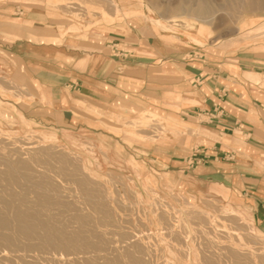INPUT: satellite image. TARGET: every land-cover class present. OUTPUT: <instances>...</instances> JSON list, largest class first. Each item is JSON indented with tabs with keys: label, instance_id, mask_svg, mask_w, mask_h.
Segmentation results:
<instances>
[{
	"label": "rangeland",
	"instance_id": "rangeland-1",
	"mask_svg": "<svg viewBox=\"0 0 264 264\" xmlns=\"http://www.w3.org/2000/svg\"><path fill=\"white\" fill-rule=\"evenodd\" d=\"M60 2L68 19L90 27L97 23L98 5L104 8L100 23L117 38L108 53L130 59L121 70L147 71L138 61L148 57L162 64L152 47L168 61L171 82L185 80L189 91L213 74L237 77L239 71L264 87V0ZM22 3L51 8L50 0H0V8ZM179 87L171 86L169 113L148 108L124 117L121 128L104 129L118 140L91 133L80 113L73 129L61 115L57 127H50L44 118L24 117L0 103V249L7 245L9 256L0 264H264V236L224 217L234 212L229 208L214 213L213 196L202 197L208 209L200 210L183 197L184 185L169 176L165 161L147 156L174 146L185 151L177 159L192 167L209 144L200 136L208 120L205 104L174 98ZM177 100L191 107L180 109ZM240 216L250 220L248 213Z\"/></svg>",
	"mask_w": 264,
	"mask_h": 264
},
{
	"label": "crops",
	"instance_id": "crops-1",
	"mask_svg": "<svg viewBox=\"0 0 264 264\" xmlns=\"http://www.w3.org/2000/svg\"><path fill=\"white\" fill-rule=\"evenodd\" d=\"M60 1L56 9L54 0L51 8L38 3L0 8V103L24 117L44 118L50 127H57L61 115L73 129L74 115L80 113L91 133L118 140L104 129L121 128L124 117L148 108L169 113L171 86H180L174 98L205 104L208 120L200 136L209 144L192 167L177 159L185 151L174 146L161 156L152 150L147 156L165 161L169 176L184 185L183 197L200 210L208 209L202 197L213 196L214 213L229 208L234 212L224 217H236L264 236V87L239 71L237 77L213 74L186 93L191 84L171 82L168 61L152 47L162 64L148 57L138 61L147 71L121 70L130 59L108 53L109 42L117 38L100 23L104 8L98 5L97 23L90 27L68 19L58 8ZM177 102L180 109L191 107ZM243 212L249 221L242 220Z\"/></svg>",
	"mask_w": 264,
	"mask_h": 264
},
{
	"label": "bare ground",
	"instance_id": "bare-ground-1",
	"mask_svg": "<svg viewBox=\"0 0 264 264\" xmlns=\"http://www.w3.org/2000/svg\"><path fill=\"white\" fill-rule=\"evenodd\" d=\"M68 5V4H67ZM76 6V5H75ZM110 6L112 7V9L114 10V12L116 13V15L117 14H119L120 13V8H119V5H117V4H115L113 1H110ZM242 7V6H241ZM151 21L156 25V26H160L159 25V23H158V21L157 20H155V19H151ZM176 22V21H175ZM180 22V21H179ZM176 25V24H175ZM178 25V24H177ZM176 25V26H177ZM185 25V24H184ZM161 27H162V25H161ZM165 27V26H164ZM189 27V26H188ZM163 28V27H162ZM187 28V27H186ZM192 28V27H191ZM190 29V28H189ZM241 36V35H240ZM251 36V35H250ZM244 37V36H243ZM246 37V36H245ZM252 37V36H251ZM240 38H242V36L240 37ZM193 41L195 42V43H201L200 41H198L197 39H194L193 38ZM245 75L249 78V79H251V80H257L258 79V75L256 74V73H252V72H247V73H245ZM2 147V146H1ZM18 147V146H17ZM35 147V146H34ZM38 147V146H37ZM2 148H4V147H2ZM5 150V149H4ZM7 150V149H6ZM2 153V152H1ZM26 152H24V154H25ZM62 154V153H61ZM3 155V154H2ZM18 155V154H17ZM15 156V155H14ZM29 156V155H28ZM9 157V156H8ZM11 158H13V157H11ZM15 158V157H14ZM5 159V158H4ZM23 159V158H22ZM9 160V159H8ZM17 160V159H16ZM7 161V160H6ZM3 162H5V161H3ZM10 162V161H9ZM7 163V162H6ZM20 163V162H19ZM3 165V164H2ZM21 168V167H20ZM4 169V168H3ZM35 170V169H34ZM38 171V170H37ZM137 171V173L138 174H141V172H143V170H141V169H139V170H136ZM23 174H25V173H23ZM42 175V174H41ZM34 177V176H33ZM36 177V176H35ZM34 177V178H35ZM41 177V176H40ZM29 178V177H28ZM31 178V177H30ZM47 178V177H46ZM27 179V178H26ZM41 179V178H40ZM49 179V178H48ZM13 180V179H12ZM28 181H29V179H27ZM37 180V179H36ZM137 180H138V178H137ZM24 182V181H23ZM147 182V181H146ZM28 183V182H27ZM42 183H44V182H42ZM78 183V182H77ZM82 183V182H81ZM80 183V184H81ZM30 184V183H29ZM32 184V183H31ZM35 186L37 185V184H34ZM38 186V185H37ZM43 186V185H42ZM44 188V187H43ZM20 189V188H19ZM33 190V189H32ZM25 191V190H24ZM56 192V191H55ZM47 194V193H46ZM94 195V194H93ZM47 198V197H46ZM107 199V198H106ZM41 201V200H40ZM43 201V200H42ZM49 201V200H48ZM101 201V200H100ZM31 204V203H30ZM41 204V203H40ZM2 205V204H1ZM0 205V206H1ZM34 205V204H33ZM5 208V207H4ZM2 210H3V208H2ZM1 210V211H2ZM35 210V209H34ZM32 211V210H31ZM6 213V212H5ZM25 213V212H24ZM17 214V213H16ZM28 216H29V218L30 217H32L33 215H29V214H27ZM105 215V214H104ZM16 217H18V218H16V219H18L16 222H17V225H18V227H19V224L21 223V220L19 219L20 218V216L19 215H16ZM23 218V217H22ZM31 219V218H30ZM33 220V219H32ZM37 220V219H36ZM25 221H26V219H25ZM12 222V221H11ZM10 222V223H11ZM23 222V221H22ZM34 222H36V221H34ZM33 222V223H34ZM37 222H39V221H37ZM21 225V224H20ZM24 226V225H23ZM0 227H1V225H0ZM27 227H28V225H27ZM29 228V227H28ZM37 228V227H36ZM21 229V228H20ZM34 229V228H33ZM25 230H27V229H25ZM37 230V229H36ZM4 231V230H3ZM44 231V230H43ZM26 232H29V231H26ZM34 232V231H33ZM35 234H36V232H35ZM57 238V237H56ZM70 239H72V238H70ZM45 240V239H44ZM48 240H49V238H48ZM136 240V239H135ZM47 241V240H46ZM50 242V241H49ZM47 243H48V241H47ZM3 244H4V242H3ZM5 244H8V243H6L5 242ZM4 244V245H5ZM7 245H5L4 246V248H1L0 249V260H5L6 258V256H8V255H6L7 254V251H6V247ZM51 246V245H50ZM235 248V247H234ZM112 249V248H111ZM57 250V249H56ZM62 251V250H61ZM112 251V250H111ZM57 252V251H56ZM19 254V253H18ZM126 254H127V252H126ZM187 254H189V255H194L195 256V253L193 252H189V251H187ZM201 254H204V253H201ZM73 255V254H72ZM19 256H21V255H19ZM60 256H62V254L60 253ZM67 256V255H66ZM32 257V256H31ZM108 257V256H107ZM8 258H9V256H8ZM23 258V257H22ZM21 258V259H22ZM74 258V257H73ZM65 259V258H64ZM63 259V260H64ZM69 259V258H68ZM1 261V262H2ZM67 261V260H66ZM66 261H64V262H66ZM69 261V260H68ZM61 261L59 260V263H60ZM3 263V262H2Z\"/></svg>",
	"mask_w": 264,
	"mask_h": 264
},
{
	"label": "built area",
	"instance_id": "built-area-1",
	"mask_svg": "<svg viewBox=\"0 0 264 264\" xmlns=\"http://www.w3.org/2000/svg\"><path fill=\"white\" fill-rule=\"evenodd\" d=\"M191 164L193 165V162H191Z\"/></svg>",
	"mask_w": 264,
	"mask_h": 264
}]
</instances>
